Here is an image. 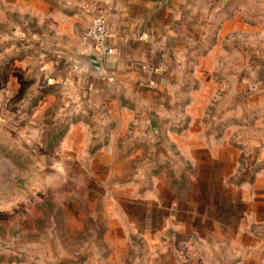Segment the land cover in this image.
Masks as SVG:
<instances>
[{"label":"rangeland","instance_id":"rangeland-1","mask_svg":"<svg viewBox=\"0 0 264 264\" xmlns=\"http://www.w3.org/2000/svg\"><path fill=\"white\" fill-rule=\"evenodd\" d=\"M23 28L0 27V264H153L165 232H264V207L240 215L264 169V115L234 39L227 69L181 76L169 107L138 90L120 107L67 94V63Z\"/></svg>","mask_w":264,"mask_h":264},{"label":"crops","instance_id":"crops-1","mask_svg":"<svg viewBox=\"0 0 264 264\" xmlns=\"http://www.w3.org/2000/svg\"><path fill=\"white\" fill-rule=\"evenodd\" d=\"M99 15L106 19L114 54L94 51L103 76L85 78L84 68L68 56L84 50L81 37ZM11 18L13 26L7 24ZM1 26L13 28L14 35L23 27L26 32L33 27L43 29L45 42L33 30L26 37L35 44L50 45L57 59L67 63L59 76L66 93L103 94L107 105L117 100L120 107L121 94L134 90L156 92L161 95L157 100L161 108L169 107L181 76L202 77V72L211 76L214 69H227L228 48L234 39L241 46L237 60L249 58L244 77L249 92L258 99L256 109L264 115V0H0ZM248 38L254 51L245 55L243 45ZM177 61H203L204 68L194 63L186 71L173 64ZM240 67L236 75L244 71L243 64ZM260 151L264 154V146ZM258 172L254 192L248 197L240 194V201L250 205V210L240 214L243 217L255 219L264 207V169ZM226 198H220L224 212L231 206ZM165 233L172 237L155 242L153 264H264V232ZM177 242L180 249L175 247ZM169 249L173 258L176 253L174 260Z\"/></svg>","mask_w":264,"mask_h":264},{"label":"built area","instance_id":"built-area-1","mask_svg":"<svg viewBox=\"0 0 264 264\" xmlns=\"http://www.w3.org/2000/svg\"><path fill=\"white\" fill-rule=\"evenodd\" d=\"M110 38L106 19L99 15L92 20L90 27L81 37V46L84 49L91 47L96 52L112 56L114 50L110 45Z\"/></svg>","mask_w":264,"mask_h":264},{"label":"water","instance_id":"water-1","mask_svg":"<svg viewBox=\"0 0 264 264\" xmlns=\"http://www.w3.org/2000/svg\"><path fill=\"white\" fill-rule=\"evenodd\" d=\"M68 59L84 68V77L95 76L101 78L103 76V70L101 64L91 47H87L79 53H74L68 56Z\"/></svg>","mask_w":264,"mask_h":264}]
</instances>
